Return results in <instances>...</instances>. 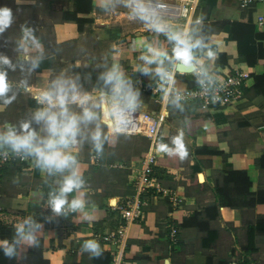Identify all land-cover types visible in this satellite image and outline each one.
Here are the masks:
<instances>
[{
  "label": "crops",
  "instance_id": "crops-1",
  "mask_svg": "<svg viewBox=\"0 0 264 264\" xmlns=\"http://www.w3.org/2000/svg\"><path fill=\"white\" fill-rule=\"evenodd\" d=\"M203 4L214 9L210 13L207 7L198 8L196 16L201 23H193L191 30L205 41L204 48L196 49L205 69L212 77L221 78L237 69L251 74L242 98L233 106L214 111L204 110L196 102L177 107L155 101L147 87L159 78L139 72L137 65L144 64L139 57L149 43L167 49L169 54L172 44L163 33L149 30L144 21L131 19L120 0L109 11L102 7V0H92L91 10L82 0H0L2 8L11 10L14 22L33 25L30 28L42 45L39 67L27 79L31 91L19 86L21 80H9L13 87L8 95L15 94L16 99L0 105V130L28 119L39 107L35 95L61 72L78 75L84 89L93 91L102 87V82L96 84L79 69L102 73L114 62L140 89V109L166 115L159 134L160 145L166 148L159 146L157 150L155 176L164 188L183 198V205L174 209L166 200L149 199L144 220L131 227L125 264H165L166 259L171 264H264V22L259 23L264 4L243 7L242 0H205ZM74 16L86 20L81 27L72 20ZM166 20L174 28L181 27V22ZM224 21L254 27V35L246 34L242 41L248 53L255 55L256 64L245 61V46L221 28L219 23ZM210 50L216 53L214 59L207 56ZM17 53L13 63L20 67ZM254 77L262 80L258 83ZM196 82L194 74H179L175 87L185 90ZM108 135L98 163L90 144L73 149L85 184L69 193L68 199L78 197L84 205L66 216L44 209L49 192L59 186L62 177H48L35 163L32 169L24 164L3 169L0 207L22 219L31 216L43 223L40 247L21 246L14 258L7 257L6 264H93V256L81 251L86 240L99 242L102 252L112 255L115 248L99 237L120 225V215L112 204L133 194L131 183L140 172L148 141ZM177 136L183 145L179 150L173 143ZM215 206L217 209L210 212ZM194 213L200 214L199 223H207L206 230L197 227V222L183 227ZM0 225L12 229L14 236L16 224ZM171 226L179 229L177 248L169 242Z\"/></svg>",
  "mask_w": 264,
  "mask_h": 264
},
{
  "label": "clouds",
  "instance_id": "clouds-1",
  "mask_svg": "<svg viewBox=\"0 0 264 264\" xmlns=\"http://www.w3.org/2000/svg\"><path fill=\"white\" fill-rule=\"evenodd\" d=\"M128 9L131 19L145 22V26L157 33H163L172 44L171 54L162 47L147 44L146 52L139 57L143 65H137L144 76L150 74L159 78V89L165 103L181 107L182 94L175 87L176 75L194 74L203 87L212 83V76L204 67L203 60L196 49L204 48L203 37H196L187 27L174 28L160 15L165 8V0H120ZM117 0H102L105 11L114 10ZM12 13L8 8H0V34L12 24ZM201 23L200 20L196 21ZM42 45L31 28L24 29L18 42L17 51L21 56V70L27 65L29 73L35 71L42 59ZM35 53V54H33ZM216 53L208 51L210 59ZM115 59V57H114ZM156 65L155 68L150 67ZM0 105L11 104L15 94L8 95L13 84L8 79V69L15 70L16 64L7 55H0ZM185 69L187 71H182ZM102 87L87 91L80 83V77L69 76L61 72L52 79L47 87L41 88L35 95L37 107L30 117L18 126H9L0 130V156L14 154L21 159L31 158L35 166L48 177L60 176L59 186L48 194L47 205L51 213L67 215L69 211L80 210L84 201L78 197L68 199V194L83 188L85 180L79 172V161L73 154L78 144H90L97 156L102 155L109 140V132L124 134L131 130L138 118L141 107V91L135 87L132 79L125 75L118 63L99 74ZM19 86L31 91L27 80H21ZM35 125V127H34ZM39 129V130H38ZM182 135V134H181ZM177 150L182 149L180 136L173 138ZM166 148L165 145H160ZM171 154V150H169ZM46 217L45 220H50ZM43 223L31 216L15 225V234L11 240L0 241V252L8 258H14L21 246L40 247V232ZM81 251L99 258L102 249L95 240L84 241Z\"/></svg>",
  "mask_w": 264,
  "mask_h": 264
},
{
  "label": "built area",
  "instance_id": "built-area-1",
  "mask_svg": "<svg viewBox=\"0 0 264 264\" xmlns=\"http://www.w3.org/2000/svg\"><path fill=\"white\" fill-rule=\"evenodd\" d=\"M200 0H173L165 1V8L160 11V15L170 21L181 22L179 29L185 27L191 29L193 23L200 20L196 16ZM262 3L264 0H242V6L247 7L253 4ZM264 17H259V23L263 24ZM179 75V73L176 75ZM251 77L248 71L237 69L225 77H212V83L206 80L205 86L198 82L192 88L180 90L182 100L180 103L196 102L202 109L214 111L218 108L230 107L235 105L243 96V87L246 81ZM160 81L149 85L147 89L156 97L155 101L163 103V93L159 89ZM166 121V115L162 112L158 114L147 110L139 109L138 118L132 125L131 130L124 134L132 137L144 138L148 141L147 151L140 160L141 169L138 175L132 180L134 192L131 196L115 201L112 205L118 211L121 222L118 228L108 234L100 235L99 240L112 245L115 249L112 251L111 264H125V250L130 240V230L134 224L141 223L145 217V209L150 200H166L174 209H179L183 205V198L162 186L155 176V169L158 164L157 150L160 146L159 134L162 125ZM96 162L100 156H95ZM14 164H24L26 169H32L34 161L21 159L9 152L6 156H0V183L2 172L5 167ZM120 167H123L120 165ZM46 212L51 213L47 203L44 206ZM53 214V213H51ZM23 220L19 214L7 213L0 207V223L5 225L17 224ZM169 242L175 248L179 245L177 226L170 227Z\"/></svg>",
  "mask_w": 264,
  "mask_h": 264
},
{
  "label": "trees",
  "instance_id": "trees-1",
  "mask_svg": "<svg viewBox=\"0 0 264 264\" xmlns=\"http://www.w3.org/2000/svg\"><path fill=\"white\" fill-rule=\"evenodd\" d=\"M82 1L88 5L87 6L88 10L92 9V0H82ZM204 1L205 0H201L199 2L198 8L207 7L209 12L211 13L212 10L214 9L213 5L206 6L205 4H203ZM72 20L76 21L80 27L86 21L84 19L77 18L76 16L72 17ZM219 24L221 25L222 29L226 30L229 33V36L234 38L239 43V45L245 46L244 47L245 48V54H246L245 57H244V54L242 53L245 61L250 65L256 64L255 55H250L251 53H248L249 49H248V47H246V45H244V41H242V38L244 37V35H246V34L250 35V33H251V35H254V32H255L254 27L250 26V25H245L243 23L232 22V21H224V22H221ZM246 42L248 44V41H246ZM253 52H255V51H253ZM79 71L85 76L92 77L93 82H95L96 84H97V82H99L98 77H99V74L101 73V71H95L93 69H79ZM254 78H256L255 81H258V83H259V79L262 80L261 77H254ZM214 209H217V207L216 206L212 207L211 209H209V211L214 210ZM199 215H200L199 213H194L190 219H187L186 221H184L183 227L192 225L195 222H197V224H198L197 227H199L203 231L206 230L207 229V223H203V221H201L199 223L197 221ZM217 216H218V214L214 215V218H217ZM0 238L3 240L12 239L13 238L12 229L0 225ZM112 260H113V258H112V255L110 253L102 252V255L99 258H97V257L92 258V263L93 264H111ZM6 263H7V257L2 252H0V264H6ZM65 264H79V263L66 262Z\"/></svg>",
  "mask_w": 264,
  "mask_h": 264
},
{
  "label": "rangeland",
  "instance_id": "rangeland-1",
  "mask_svg": "<svg viewBox=\"0 0 264 264\" xmlns=\"http://www.w3.org/2000/svg\"><path fill=\"white\" fill-rule=\"evenodd\" d=\"M2 6L3 5H1L0 8H2ZM13 13L16 14L15 11ZM31 26L33 25L26 21L19 20L17 22H14L12 19L11 26L8 27L2 34H0L1 55H7L12 60V62L14 60L17 61V56H18L17 45H18V42L21 40V37H23L22 30L24 28H30ZM2 48L4 49L1 50ZM6 67L7 66H0V68H6ZM30 76H31V73L27 71V68H24V70H21V67H16L15 70L8 69V79L9 80H12V79L13 80H16V79H19V80L26 79L27 80L29 79Z\"/></svg>",
  "mask_w": 264,
  "mask_h": 264
},
{
  "label": "water",
  "instance_id": "water-1",
  "mask_svg": "<svg viewBox=\"0 0 264 264\" xmlns=\"http://www.w3.org/2000/svg\"><path fill=\"white\" fill-rule=\"evenodd\" d=\"M182 71H187V70H185V69H181ZM165 264H171V262H170V260L169 259H166L165 260Z\"/></svg>",
  "mask_w": 264,
  "mask_h": 264
}]
</instances>
